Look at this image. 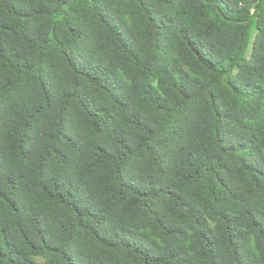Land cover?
<instances>
[{"label": "trees", "instance_id": "1", "mask_svg": "<svg viewBox=\"0 0 264 264\" xmlns=\"http://www.w3.org/2000/svg\"><path fill=\"white\" fill-rule=\"evenodd\" d=\"M0 264H264V0H0Z\"/></svg>", "mask_w": 264, "mask_h": 264}]
</instances>
